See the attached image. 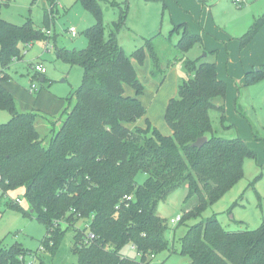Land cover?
Instances as JSON below:
<instances>
[{
	"label": "trees",
	"instance_id": "trees-1",
	"mask_svg": "<svg viewBox=\"0 0 264 264\" xmlns=\"http://www.w3.org/2000/svg\"><path fill=\"white\" fill-rule=\"evenodd\" d=\"M81 1L96 21L85 32L86 46L56 52L57 58L82 67L81 83L67 95L64 110L57 115L35 108L20 111L12 93L0 83V109L10 114L0 123V186L5 192L24 187L29 206L24 213L45 226L46 234L38 243L44 252L55 253L64 229L83 221L82 228L74 227L72 251L77 264H146L149 254L175 251L173 238L169 243L166 237L167 220L156 212L159 200L185 185L186 199L195 195L197 203L183 211L178 223L201 217L243 176L244 159L256 153L240 137L213 133L209 111L215 109L226 120L227 87L216 72V51L202 50L183 62L187 77L166 102L163 119L170 133L164 134L145 116L146 106L137 97L144 86L130 59L143 64L149 58V73L161 74L162 83L165 75L154 37L127 55L116 39L125 16L119 3L109 0L120 8V15L105 38L100 0ZM7 3L0 0V10ZM50 24L46 8L41 27L31 18L13 24L0 16L1 77L13 60L22 58L21 46L45 39L42 29ZM263 26L264 12L238 37L240 48ZM173 27L169 34L179 35L180 51L200 44L185 23ZM263 77L264 62L248 70L245 85ZM69 100L74 103L69 105ZM43 116L51 124L49 139L37 129ZM203 136L207 139L202 146L192 145ZM139 173L145 174L141 184L136 182ZM128 195L127 201L123 197ZM10 205L20 206L12 200ZM87 231L95 235L89 241ZM178 240V252L189 258V264H264V218L252 230L234 231L222 226L214 213L190 224ZM130 242L139 257L134 251V256L122 252ZM33 256L35 264H48L37 251L17 242L5 246L0 238V264H27Z\"/></svg>",
	"mask_w": 264,
	"mask_h": 264
},
{
	"label": "rangeland",
	"instance_id": "rangeland-1",
	"mask_svg": "<svg viewBox=\"0 0 264 264\" xmlns=\"http://www.w3.org/2000/svg\"><path fill=\"white\" fill-rule=\"evenodd\" d=\"M112 1L119 3L125 13L123 25L117 32L116 39L127 55L143 45L145 39L154 37L153 43L160 58L161 73L165 75L162 83H160L161 74L158 73L154 77L149 73V58H146L143 64H137L135 59H130L144 86L143 92L137 97L146 106L145 116L154 127L164 134H169L170 129L163 119L166 102L177 95V85L187 77L183 62L186 58H196L200 48L196 44L182 52L176 47L179 35L169 34L174 24L182 22L180 20L184 13L180 8L182 0ZM206 3L214 7L216 18L223 19L228 31L234 28L237 20H249L251 15H255L256 18L264 12V0H245L241 6L235 4L234 0H214V5ZM100 5L102 24L106 29L105 38H107L111 23L119 18L120 8L113 6L109 0H100ZM45 8L54 30L53 35H46L45 39H35L31 45L21 46L22 58L10 63L5 69L6 76L1 77L0 73V83L2 82L12 93L16 108L20 111H30L35 108L42 109L47 114L57 115L67 105V95L80 85L82 67L57 58L56 52L62 48L77 50L86 46L85 32L96 21V17L83 6L81 0H55L51 4L48 0H8L7 5L1 7L0 16L13 24H22L31 18L36 26L41 27ZM253 20L249 23L251 24ZM71 26L78 30L77 36H71L68 31ZM31 60H41L40 62L44 64L47 69L44 76L46 81L42 82L38 76H33L34 71L28 66ZM1 68L0 63V72ZM32 83L36 85L39 94L35 91L32 94L28 92ZM248 89L249 107H245L244 102L238 100V108L233 107L230 113L233 124L226 117V120L222 121L219 113L213 108L209 111V117L215 135L242 138L247 146L255 151L256 156L244 159L243 176L218 201L208 206L201 217H191L174 226L169 224V219L175 218L197 203L195 195L186 199L185 185L174 188L159 200L156 212L167 220L169 228L166 237L169 243L173 238L175 251L161 250L152 258L151 264H189V258L178 252L180 247L178 239L190 224L201 218L215 213L222 226L234 231L252 230L258 227L264 218V140H262L264 138V77L249 84ZM126 90L127 93L133 94L132 90L128 88ZM69 101V105L74 103L73 100ZM9 119V112L0 109V123ZM142 119L138 121L140 125L143 123ZM37 123L40 134L49 139L47 135L51 124L44 116L38 118ZM144 177V173H139L136 182L143 183ZM11 199H19L20 206L10 205ZM234 202H237L236 206L230 208ZM28 208L23 186L9 189L0 195V238H3V244L6 246L17 242L31 251H37V255L48 264H77L76 255L72 251L74 227L82 228L83 221L69 225L67 228L63 226L65 232L58 241L55 253L50 255L44 252L43 248L38 247L40 239L46 234L45 226L37 218L24 213ZM122 252L134 256L129 246H125Z\"/></svg>",
	"mask_w": 264,
	"mask_h": 264
},
{
	"label": "crops",
	"instance_id": "crops-1",
	"mask_svg": "<svg viewBox=\"0 0 264 264\" xmlns=\"http://www.w3.org/2000/svg\"><path fill=\"white\" fill-rule=\"evenodd\" d=\"M213 1L182 0L180 8L184 13L180 19L182 22L177 24L185 23L191 33L199 36V54L202 50L216 51V72L226 83L225 113L227 120L231 121L230 113L233 107L238 108V100H242L245 107H249V84L245 85L244 80L248 70L264 62V26L245 47L240 48L238 37L246 32L255 15H251L249 20H237L234 28L228 31L223 19L216 18L214 7L206 3L214 5ZM38 76L41 80L40 75Z\"/></svg>",
	"mask_w": 264,
	"mask_h": 264
},
{
	"label": "built area",
	"instance_id": "built-area-1",
	"mask_svg": "<svg viewBox=\"0 0 264 264\" xmlns=\"http://www.w3.org/2000/svg\"><path fill=\"white\" fill-rule=\"evenodd\" d=\"M235 3L238 6H241L243 3H245V0H235ZM42 31L45 33V35H48V36L53 35L54 30H52V24H50V26L48 28L42 29ZM68 31L70 32L71 36H73V37L74 36H77L78 30H76L75 27H73V26L69 27L68 28ZM48 48H50V46ZM30 69L33 70L38 75H45L46 74V71H47L46 70V67L44 66V64L42 62H40V61H31ZM34 91L35 92L37 91L36 90V85L34 83H32L31 86H30V88L28 89V92L32 94ZM4 193H5V191L0 186V195H3ZM123 198L125 200H127V201L131 199L129 195L127 197L125 196ZM12 201H14L17 204H20L21 203V201L19 199H14ZM180 219H181V214L175 216V218L169 219V224L172 225V226H174L176 223H178L180 221ZM94 237H95V235L92 232H90V231H87L86 232V236H85L86 241H89V240L93 239ZM129 248L136 253L137 257L140 256V253L137 252V248H136V245L135 244H133L132 242H130L129 243ZM34 257L35 256H33L32 259H31V261H28L27 264H35L36 262L34 261ZM153 257H154L153 254H149L147 256L146 260H145L146 264H151V261H152V258Z\"/></svg>",
	"mask_w": 264,
	"mask_h": 264
},
{
	"label": "water",
	"instance_id": "water-1",
	"mask_svg": "<svg viewBox=\"0 0 264 264\" xmlns=\"http://www.w3.org/2000/svg\"><path fill=\"white\" fill-rule=\"evenodd\" d=\"M41 80H43V78H41ZM206 139H207V136L200 137L192 145L195 147H200L203 145Z\"/></svg>",
	"mask_w": 264,
	"mask_h": 264
}]
</instances>
